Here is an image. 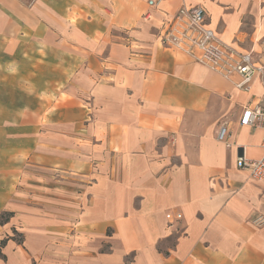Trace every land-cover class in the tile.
Returning <instances> with one entry per match:
<instances>
[{"label":"crops","instance_id":"0c3cea01","mask_svg":"<svg viewBox=\"0 0 264 264\" xmlns=\"http://www.w3.org/2000/svg\"><path fill=\"white\" fill-rule=\"evenodd\" d=\"M183 5L264 64V0H0V264H264V82L162 45Z\"/></svg>","mask_w":264,"mask_h":264},{"label":"built area","instance_id":"2783aa9c","mask_svg":"<svg viewBox=\"0 0 264 264\" xmlns=\"http://www.w3.org/2000/svg\"><path fill=\"white\" fill-rule=\"evenodd\" d=\"M161 1L163 0H147V5L151 8L157 7ZM159 40L162 45L174 48L194 61L207 65L225 78L231 79L237 75L239 79L235 85L242 90H249L254 74L264 82V64L255 63L253 51H239L225 44L208 26L206 12L200 6H181L167 21ZM239 122L260 126L264 130V101L262 104L245 106ZM226 136L227 128L223 124L219 128L217 139L225 141ZM236 165L247 170L253 178L264 177V154L257 159L239 156ZM166 217L169 218L170 214H166ZM180 217L181 214L177 213L176 218ZM257 222H264V218L259 217Z\"/></svg>","mask_w":264,"mask_h":264},{"label":"trees","instance_id":"16d2710c","mask_svg":"<svg viewBox=\"0 0 264 264\" xmlns=\"http://www.w3.org/2000/svg\"><path fill=\"white\" fill-rule=\"evenodd\" d=\"M11 215V213H3V214H0V222L6 220L9 216Z\"/></svg>","mask_w":264,"mask_h":264},{"label":"rangeland","instance_id":"374dc122","mask_svg":"<svg viewBox=\"0 0 264 264\" xmlns=\"http://www.w3.org/2000/svg\"><path fill=\"white\" fill-rule=\"evenodd\" d=\"M26 1H28V4H31V3L33 2V0H26ZM263 42H264V40H263ZM13 233H14V232H13ZM14 236H15L17 239H21L20 234H16V233H14Z\"/></svg>","mask_w":264,"mask_h":264}]
</instances>
